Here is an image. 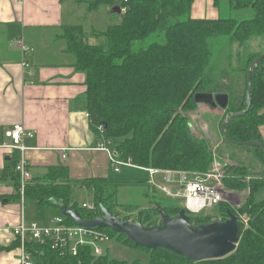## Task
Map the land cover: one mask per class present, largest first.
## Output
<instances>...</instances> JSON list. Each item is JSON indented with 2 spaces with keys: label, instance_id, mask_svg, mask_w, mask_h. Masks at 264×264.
<instances>
[{
  "label": "trees",
  "instance_id": "trees-1",
  "mask_svg": "<svg viewBox=\"0 0 264 264\" xmlns=\"http://www.w3.org/2000/svg\"><path fill=\"white\" fill-rule=\"evenodd\" d=\"M91 12L101 6L125 7L119 21L95 37L107 38V45L93 44L82 25L64 26L60 35L67 51L75 57V66L86 74L85 100L96 138L111 140L119 157L130 160L138 167L205 174L212 169L214 152L209 140L192 131L189 112L199 106L197 93H226L230 97L227 115L247 108V73L261 53L245 56L243 71L246 89L242 107L233 103L235 81L229 70L213 77L211 66L214 50L234 44L245 45L254 37H264V0H216L229 11V16L218 19L192 17L194 0H78ZM113 13V12H112ZM114 14V13H113ZM231 60L232 57H229ZM241 59V60H242ZM251 107L244 115L231 119L226 133L231 144L262 142L264 137V58L252 73ZM225 116V118H226ZM224 118V119H225ZM224 122V120H223ZM222 122V124H223ZM222 131V127H221ZM262 165V174H249L248 167L230 163L225 167L224 186L231 191L247 192L245 201L235 207L223 201L217 209V219L210 215H193L192 224H209L227 220L229 213L237 216L241 225V239L237 249L225 258L193 261L167 248L137 247L126 234L110 228H97L125 246L149 253V264H264V150L252 147ZM16 167V166H15ZM15 170V169H14ZM16 198L20 193V176L16 172ZM147 183L145 180L88 178L73 181L64 166L51 167L49 173L31 179L25 187L24 198L40 207L54 205L64 215L60 202L67 208L78 210L84 219L102 215L100 204L121 217L141 221L144 226H160V210L172 218L185 207L170 203L156 191L147 193L150 205L120 206L119 188L128 184ZM90 191L92 207H84L74 200V188ZM152 203V206H151ZM117 207L127 208L136 217L121 216ZM65 216V215H64ZM242 216L248 218L247 223ZM67 217V216H65ZM67 222L74 225L72 219ZM15 246L19 247L16 240ZM28 250L36 257L34 264H143L111 258L106 252L96 256L91 247H80L77 255L53 250L49 244L28 243Z\"/></svg>",
  "mask_w": 264,
  "mask_h": 264
},
{
  "label": "crops",
  "instance_id": "crops-1",
  "mask_svg": "<svg viewBox=\"0 0 264 264\" xmlns=\"http://www.w3.org/2000/svg\"><path fill=\"white\" fill-rule=\"evenodd\" d=\"M102 7L107 11L108 28L112 8L101 6L99 9ZM92 12L78 0H0V264H21L20 249L15 246L12 230L22 220L46 223L60 215H52V209L58 210L54 205L40 207L33 200L15 197L12 173L22 156L28 162L32 179L46 176L56 166L66 167L73 181L113 176L107 152L97 148L100 141L88 115L84 98L88 89L86 74L76 68L75 57L60 37L64 26L84 27L75 19ZM221 16L216 0L193 1V18ZM95 38L90 41L99 44L96 42L99 37ZM18 39L29 45L28 53L16 43ZM25 60L31 64L30 69L23 66ZM18 124L34 134L23 139L24 152L8 146L12 141L6 136V130ZM224 158L236 164L228 155ZM155 182L166 187L157 178ZM148 184L153 185L150 178ZM153 191L159 195L154 185ZM85 192L74 188V200L79 201V195ZM159 196L175 199L166 192Z\"/></svg>",
  "mask_w": 264,
  "mask_h": 264
},
{
  "label": "rangeland",
  "instance_id": "rangeland-1",
  "mask_svg": "<svg viewBox=\"0 0 264 264\" xmlns=\"http://www.w3.org/2000/svg\"><path fill=\"white\" fill-rule=\"evenodd\" d=\"M225 11L228 10L224 7L223 4H221V17L225 16ZM86 14L87 15H85L82 19H78V17L77 19H74L75 21L77 20V22H82L85 27L86 34L89 36V38L94 39V32L105 31L107 29V11L105 7H102L101 9L93 11L90 14ZM229 14L230 13L228 11L227 15L229 16ZM112 16L113 17H111L112 21L110 24L119 21V16L117 13L112 14ZM96 42L102 45H107V38L101 36L97 39ZM261 52H264V37H254L242 46L236 43L231 48L226 46L224 48H217L216 50H214V56L211 64V66L214 67L212 76L217 77L222 70H229L231 79L235 81L236 86L233 95V103L236 109L242 107L246 89V73L243 71L245 65L243 66L241 63H243V59L247 54ZM229 57H232L231 60H229ZM226 114L227 112H225V110H223L222 108H208L205 106L198 107L196 110L189 112L190 121L192 123V131L195 134L203 135L209 140L210 144L212 145L214 157L223 159L225 155H228L232 161L247 166L249 174L253 176L262 174V165L257 160L256 154L254 150H252V147L231 144L227 140H225L221 131V127ZM120 171L121 172H115L114 170L113 176H111L110 178H123L138 181L149 178V174L147 173V171L138 166L123 165L121 166ZM155 177L157 178V181H160V183H162V185H166L163 174H158ZM169 186L173 187L174 185L170 184ZM156 189L159 195H165V192L162 188L157 187ZM85 191L87 190L85 189ZM151 191L153 192V185L148 184V182L142 184L140 182L137 184H128L120 188L117 200L119 204L121 203L120 206L139 204L141 208H145L150 205V198H145L144 194L151 193ZM76 192L77 189H75V197L76 195H78ZM236 194L238 195V197L234 196L228 197L226 199L235 207L239 206L245 201L247 192H237ZM78 198L81 203L88 202L91 205L94 200L93 195L88 191L83 193L82 195H79ZM183 201L184 198L178 197L173 200L171 199V201L169 202L180 204L183 203ZM117 211L121 214V216H137V212H135V214L133 215H130L127 208L117 207ZM51 213L53 215L56 213H60V211L52 209ZM211 213L217 216V209H207L203 213V215ZM105 249H107V253L111 258L126 260L130 263L136 259H140L143 264L150 263V256L148 252L125 246L115 238H112L106 243Z\"/></svg>",
  "mask_w": 264,
  "mask_h": 264
},
{
  "label": "built area",
  "instance_id": "built-area-1",
  "mask_svg": "<svg viewBox=\"0 0 264 264\" xmlns=\"http://www.w3.org/2000/svg\"><path fill=\"white\" fill-rule=\"evenodd\" d=\"M121 1L127 2L128 0ZM122 11L125 12L126 8L122 7ZM16 43L24 53L30 51L29 45L22 39H18ZM23 66L29 69L31 68V64L26 60L23 61ZM29 73L33 72L29 71ZM33 135L32 131L21 124L6 130V136L10 137L12 141V144L8 146L17 147L22 152L26 150V147L22 144L23 139L25 137H32ZM97 148L107 152L110 165L116 172H119L123 165L136 166L130 160L125 161L119 157L111 140H100ZM230 163L231 161L229 159H218L214 157L212 169L200 175L154 167L141 168L147 171L151 183L156 188L160 187L164 189L170 197L184 198L182 205L186 211L193 215H201L207 209H214L215 206L226 201L228 197H238L236 192L228 190L223 183L226 172L225 167ZM15 170L20 176V193L21 197L24 198L26 184L32 179L28 169V162L24 156L16 164ZM158 174H163L164 181L166 182L164 186L166 187H162L155 182V176ZM170 184L174 186H169ZM83 206L92 207L93 205L84 203ZM204 215H210L214 220L218 217L213 213ZM242 221L247 223L248 218L242 216ZM12 232L15 239L19 241L21 264H34V255L28 250L27 246L32 241L42 245L49 244L53 250L61 251L62 254L69 252L72 255H77L80 247L87 246L93 249L96 256H101L107 252L105 245L111 240V237L107 233L97 228L88 229L77 224H69L67 217L62 214L52 217L46 223L37 221L28 223L22 220L13 228Z\"/></svg>",
  "mask_w": 264,
  "mask_h": 264
},
{
  "label": "water",
  "instance_id": "water-1",
  "mask_svg": "<svg viewBox=\"0 0 264 264\" xmlns=\"http://www.w3.org/2000/svg\"><path fill=\"white\" fill-rule=\"evenodd\" d=\"M113 13L122 14V8L115 6ZM264 58V53L257 57L247 73V108L241 112L227 115L222 124V133L229 140L226 128L228 122L244 115L251 107L252 73L258 63ZM199 107L226 109L230 97L226 93H197L194 96ZM236 145L259 147L264 150L262 142H243ZM102 215L93 219H84L78 210L69 209L60 202L62 213L81 227L110 228L113 231L126 234L137 247L148 249L167 248L172 252L192 259L205 261L225 258L233 253L241 239V225L237 216L229 213L227 220H217L209 224L196 226L191 223L186 209H181L178 215L172 218L165 210H160L162 225L146 227L141 221L122 219L113 214L108 207L100 204Z\"/></svg>",
  "mask_w": 264,
  "mask_h": 264
},
{
  "label": "flooded vegetation",
  "instance_id": "flooded-vegetation-1",
  "mask_svg": "<svg viewBox=\"0 0 264 264\" xmlns=\"http://www.w3.org/2000/svg\"><path fill=\"white\" fill-rule=\"evenodd\" d=\"M226 202H229V201L226 200Z\"/></svg>",
  "mask_w": 264,
  "mask_h": 264
}]
</instances>
